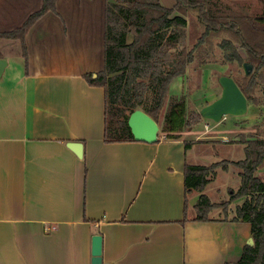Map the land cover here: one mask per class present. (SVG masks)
I'll use <instances>...</instances> for the list:
<instances>
[{
	"label": "crops",
	"instance_id": "obj_1",
	"mask_svg": "<svg viewBox=\"0 0 264 264\" xmlns=\"http://www.w3.org/2000/svg\"><path fill=\"white\" fill-rule=\"evenodd\" d=\"M43 3L0 0V33ZM105 4L54 0L0 36V264H91L94 234L102 264H234L250 225L188 213L182 138L103 139L104 87L84 75L104 66Z\"/></svg>",
	"mask_w": 264,
	"mask_h": 264
},
{
	"label": "trees",
	"instance_id": "obj_2",
	"mask_svg": "<svg viewBox=\"0 0 264 264\" xmlns=\"http://www.w3.org/2000/svg\"><path fill=\"white\" fill-rule=\"evenodd\" d=\"M258 1L262 10L252 15L234 0H175L172 7L163 6L159 0H106L104 66L96 76L94 73L84 75L89 84L104 87V141L134 140L127 120L135 109H142L158 123L171 83L182 78L194 62L203 67L217 63L220 57L221 64L235 62L243 67L244 62L248 63L251 65L248 74L244 71L239 75L237 70L231 76L248 105H263L264 0ZM53 6L54 0H44L41 10L32 14L21 28L0 33V36L20 35ZM192 14L203 31L191 47L183 48L180 43L187 26L186 16ZM215 36H220L216 48L205 49V44L212 42ZM240 49L244 50V55ZM23 55L26 56L25 50ZM210 100H200L201 107L213 98ZM190 115L191 118L185 97L174 96L162 116V124L158 123L159 129L166 132L167 138L176 139L191 120L196 123L201 118L199 111ZM240 143L244 158L233 163L239 168L240 182L232 199L242 198V202L236 205L231 220L249 223L253 244L244 246L234 264H264V136L257 133ZM189 144L184 142L185 150ZM222 168L227 169L226 165ZM210 171L212 167L186 163L185 193L189 189L202 190L210 180L207 179ZM204 205L210 207L208 197L201 193L195 208L200 210ZM194 219L207 220L208 217L199 213Z\"/></svg>",
	"mask_w": 264,
	"mask_h": 264
},
{
	"label": "rangeland",
	"instance_id": "obj_3",
	"mask_svg": "<svg viewBox=\"0 0 264 264\" xmlns=\"http://www.w3.org/2000/svg\"><path fill=\"white\" fill-rule=\"evenodd\" d=\"M234 1L240 2L252 15L262 10V4L258 0ZM186 17L187 26L180 43L183 48L191 47L203 31L194 14ZM219 39L220 36H215L212 42L205 44V49L216 48ZM240 51L244 55V50L240 49ZM218 59L217 63L203 67H198L195 62L191 63L184 76L178 82L171 83L170 95L168 94L158 116L159 124H162V116L174 96L185 97L189 118H191L190 114L193 111L200 110L202 104L200 100L203 98L212 100L220 95L221 87L217 81L220 75L231 76L237 70H239V75L244 73V68L237 63L221 64L220 57ZM258 95L256 92V96ZM257 133L264 136V104L259 103L249 104L243 115H226L220 122L202 117L196 123L191 120L190 124L179 133V139L182 138L184 142L190 143L186 152L187 163L202 164L213 169L207 174V179L210 180L203 185L202 190L189 189L187 191L189 214L195 216L200 213L208 218L231 219L234 217L236 205L242 202V198L232 199L240 182L239 168L233 163L244 158V148L240 141ZM166 135V132L159 129L158 139H169ZM224 165L227 169L222 168ZM201 193L208 197L210 207L204 205L198 210L195 207Z\"/></svg>",
	"mask_w": 264,
	"mask_h": 264
},
{
	"label": "water",
	"instance_id": "obj_4",
	"mask_svg": "<svg viewBox=\"0 0 264 264\" xmlns=\"http://www.w3.org/2000/svg\"><path fill=\"white\" fill-rule=\"evenodd\" d=\"M7 65L5 58H0V77ZM243 68L246 74L251 70V65L244 62ZM94 76L96 74L94 73ZM220 87V95L211 102L203 105L199 113L202 118L220 122L226 115L240 116L247 111V98L235 82L232 76L222 74L217 79ZM127 124L134 140L154 143L158 140V123L142 109L133 110L128 117ZM67 146L77 156H82L83 146L81 142L69 141ZM247 244L252 245L253 239L249 237ZM91 264H102V235L94 234L91 238Z\"/></svg>",
	"mask_w": 264,
	"mask_h": 264
}]
</instances>
